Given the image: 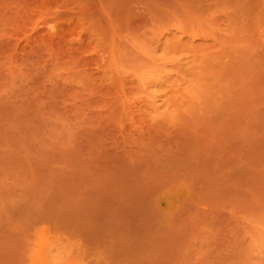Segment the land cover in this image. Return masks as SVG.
I'll list each match as a JSON object with an SVG mask.
<instances>
[{
  "label": "rangeland",
  "instance_id": "rangeland-1",
  "mask_svg": "<svg viewBox=\"0 0 264 264\" xmlns=\"http://www.w3.org/2000/svg\"><path fill=\"white\" fill-rule=\"evenodd\" d=\"M0 264H264V0H0Z\"/></svg>",
  "mask_w": 264,
  "mask_h": 264
}]
</instances>
